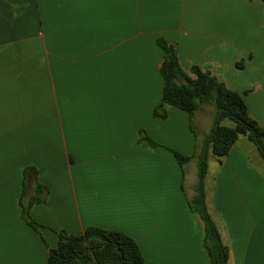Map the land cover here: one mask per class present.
Segmentation results:
<instances>
[{"label": "crops", "instance_id": "1", "mask_svg": "<svg viewBox=\"0 0 264 264\" xmlns=\"http://www.w3.org/2000/svg\"><path fill=\"white\" fill-rule=\"evenodd\" d=\"M159 37L176 44L189 76L197 65L243 94L264 128L263 0H0V264H47L60 230L91 226L130 235L148 264H209L187 202L198 159L183 176L173 153L192 155L198 137L184 110L153 115ZM243 140L222 164L210 151L206 201L229 264H264V162ZM27 167L37 174L25 183ZM37 181L47 188L31 207L40 233L20 203Z\"/></svg>", "mask_w": 264, "mask_h": 264}, {"label": "trees", "instance_id": "2", "mask_svg": "<svg viewBox=\"0 0 264 264\" xmlns=\"http://www.w3.org/2000/svg\"><path fill=\"white\" fill-rule=\"evenodd\" d=\"M264 2V0H263ZM164 51L160 66L164 86L161 101L155 106L153 115L167 117L166 105L184 110L189 115L192 128L193 118L205 104L215 106L214 125L199 145L197 140L195 152L183 155L173 150L177 161L186 174L185 164L194 158L198 159L199 169L195 194L187 199L191 211L197 213L204 223V244L209 254V264H229V247L223 242L217 222L212 217L206 201V175L209 168L210 151L222 164L233 145L246 136L256 146L264 162V128L249 112L243 94L229 88L226 83L209 69L197 65L192 67L195 77L189 76L181 66L176 44L169 43L162 37L157 39ZM239 67L243 63H238ZM143 138L151 146H158L141 130ZM34 168L24 169L26 175ZM37 174V170L34 169ZM20 199L23 219L38 233L41 225L31 216V207L35 203L46 201L47 188L37 181L35 194L24 203L26 184ZM59 243L50 248L47 264H148L137 241L130 235L115 229L87 227L78 235L60 230Z\"/></svg>", "mask_w": 264, "mask_h": 264}, {"label": "rangeland", "instance_id": "3", "mask_svg": "<svg viewBox=\"0 0 264 264\" xmlns=\"http://www.w3.org/2000/svg\"><path fill=\"white\" fill-rule=\"evenodd\" d=\"M211 107H215L214 105H212V104H207L206 105V108H205V110L204 111H202V113H200L201 114V116H200V121H201V124H199V122L198 121H196V120H194L193 121V126H192V132L194 133V134H196L197 135V139H198V142H199V145L200 146H202V141H200L201 140V136H203V141H204V139H205V137L207 136V134L210 132H208V133H204L203 132V130L207 127V125L209 124V122L211 121V117H210V113H209V110H211L212 108ZM191 127V126H190ZM211 130V129H210ZM242 139V140H241ZM243 139H248L246 136H243V137H241L240 139H239V142H243L244 140ZM241 140V141H240ZM244 143V142H243ZM242 143V144H243ZM190 170V169H189ZM188 170V171H189ZM189 174H188V176H186L187 177V179H186V184L188 185V186H190V185H192V183L194 182H196L197 181V175L196 174H193V172L190 170L189 172H188Z\"/></svg>", "mask_w": 264, "mask_h": 264}]
</instances>
